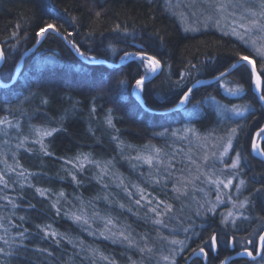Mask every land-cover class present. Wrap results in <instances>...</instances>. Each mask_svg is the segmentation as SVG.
<instances>
[{
  "label": "snow or ice",
  "instance_id": "obj_1",
  "mask_svg": "<svg viewBox=\"0 0 264 264\" xmlns=\"http://www.w3.org/2000/svg\"><path fill=\"white\" fill-rule=\"evenodd\" d=\"M41 7L47 9L49 15L56 11L54 6L50 5V0L48 4H42ZM189 7L194 9L191 13L186 11ZM162 10L175 16L181 22L182 30L186 33L199 31L198 27H194L190 23L192 17H196L199 13V16L203 18L202 23L205 28L211 24L221 30L224 37L235 38L241 50H234L230 57L232 63L229 67L217 71L211 80L228 96L240 99H243L244 85L247 84L254 91L255 99L264 107V0H189V4L183 5L178 0L177 2L163 0ZM63 11L68 13V9ZM90 11L96 20L103 21L105 11L96 9L95 0H93ZM56 19H63V17L57 14ZM70 20L73 26L72 30L51 20L42 23L34 33L35 43L31 48H25L23 51L20 47L21 41L29 35L24 32L23 37L17 38L23 31L25 22L23 20L15 25V30L9 36H5L3 41H0V99L11 101L14 98L16 100L15 105L9 102L6 106H0V112L4 113L0 115V133L8 136L10 131H15L17 134L15 149L11 150L12 164L8 163L7 158V152L11 149V141L4 140L3 150H0V163L4 165V168L0 169V202H3V208L11 206L12 209H16L18 207L9 189L14 192L19 187L22 194L25 187L33 188L36 195L49 200L50 209L57 216L61 214L68 216L69 219L84 227L85 231H89V235L99 234L106 240L125 246L134 255L138 253V259H133L132 256L128 257L129 264H177V258L180 256H184L186 264H190L192 258L207 264L209 253L213 252L219 256L221 248L231 250L236 257H247L253 264H264V215L253 216L250 211L257 199L264 198V182H257V186L249 190L247 181L242 178L245 174L246 157L243 152L235 148L234 144V141L242 133L251 135L247 131L249 123L247 117L255 109L250 102L225 105L210 94L195 100L196 88L191 86L189 81L192 80L193 70L199 72L200 68L197 64L192 63L191 59L185 62L178 74L169 70L171 90L162 99L164 103H171L173 109L186 112L188 119H191L194 114H199L202 105L214 106L219 125L222 127L213 129L207 137H200L197 130L191 126L171 132V136L176 140H186L191 137L203 149H207L206 141L208 139L214 141L211 151H204L199 161L189 154L181 156L182 149L172 148L170 151H165L154 145H144L137 155L125 156V152L134 151V147L120 140L119 129L116 128L113 119L114 109L108 108L104 115V123L107 128L117 133L111 137V140L116 143L120 158L135 161L131 165L133 168L137 164L146 165L149 169L146 181L154 188L159 187L162 192L170 191L172 193L170 200L173 202L160 199L159 196L147 192L144 187L137 184H126L122 178L116 177V174L111 172L115 158L102 162L96 160L92 153L85 152L77 153L70 159L58 158L63 161V171L66 173L60 179L70 178L77 187L82 184L79 176L89 167L98 170L93 177L98 183L111 174L118 180L117 188L123 190L130 199L131 205L137 209L134 212L132 206H127V211L143 220L145 224H150L155 234L152 231L137 233L128 224L118 227L117 222H114L111 217L100 216L98 212L89 216L85 212L82 200L79 206L73 205V207H77V211H72L70 208L65 209L64 203H67V197L63 190L53 193L51 189L38 187L31 183V180L36 176L46 174L25 169L18 158L19 151L34 153L38 147L44 157H52L53 153L48 150L45 143L46 138L63 130L60 127L51 126L54 121L47 118L46 121H41L38 124L29 123L25 131L21 120L17 118V114L21 117L26 115L21 106L31 97H39L40 108L49 103L47 93L34 92L31 89L34 84L39 83L43 75L55 70V66L60 63L56 58L55 51L47 49L40 51L39 58L30 70H25L21 63L27 53L38 51L36 46L43 39L50 34L58 37L72 57V62L66 65L67 70L78 75L82 84L90 86L96 92L90 109L93 115L97 111L94 101L98 98L103 99L113 86L121 100L133 96L136 98L138 109L151 112L152 109L143 99L146 80L153 74L164 70L158 51L156 54H152L151 45L148 48L144 47L146 40L151 41L152 45L158 41L159 48L165 46L166 37L161 35L160 30L157 29L145 35L143 34L144 25L138 26L130 22L131 18L121 19L117 16L111 27L105 29L113 35L114 39L105 43L104 49L113 61L110 67L113 71H119V77L113 79L111 76L103 74L97 77L95 68L105 65L107 61L95 54V29L86 31L83 37L78 39V30L82 27L81 18L71 15ZM100 36L103 38L104 33L101 32ZM17 55L19 59L16 58ZM129 61L137 62L138 69L142 68L143 74L137 71L136 77L130 79L128 74L122 71ZM208 61L214 62L215 57L206 56L202 64ZM5 63H8L12 69L10 75L2 71ZM231 71H238L244 83L227 80L226 77L230 75ZM172 75H176L174 81L171 80ZM205 83L207 81L199 79L194 81L197 87ZM25 90H28V95L21 99ZM189 104L192 105L190 110L187 109ZM39 115L44 114L38 108L34 115L29 116V120ZM241 120L244 123H240ZM155 135L166 136L167 132ZM256 137L264 139V127L259 128ZM202 140L205 143H201ZM252 152L264 158V150L256 142L255 137L252 138ZM178 156L181 157L179 160ZM216 165L222 167H216ZM140 175L144 177L143 172ZM107 188L108 185L103 184V189L107 190ZM232 189L235 191L233 192ZM193 192L199 193L200 198L197 199ZM212 192H214V199L211 195ZM245 192L248 194L244 195ZM96 199L99 200L101 197L98 196ZM102 199L109 204L116 203L107 193ZM175 201L182 202L179 209H176ZM183 201H187V203H183ZM225 201L231 207L226 213L221 214L222 219L219 225L213 228L208 235H204L205 226L203 224L197 231L193 218L202 219L209 214L214 216L218 207L224 205ZM28 207L34 208L35 206L29 204ZM118 207L124 210L126 205L119 203ZM141 210L143 211L142 216L140 215ZM14 215V212L12 216L0 215V264H5V261L15 257L21 251H27L24 241L25 237L30 236L31 233L27 228L15 224ZM24 219L25 217H20L21 221ZM96 219L104 221V230L99 233L89 230L90 221ZM13 225L15 226L13 227ZM36 227L43 233V238L52 239L57 244L65 239L61 234L52 230L50 224L37 225ZM13 231L15 232L14 236L10 235V232ZM194 240H199L196 247H192L189 243ZM68 243L71 244L73 241L68 239ZM80 246H83V241L80 242ZM36 251L52 256L48 249H36ZM91 251L94 255L97 254L95 250ZM185 253H187L186 256ZM98 255L107 264H116V261L109 256ZM257 257H259L258 262ZM92 264H96L95 259ZM218 264H233L232 256L225 255L223 258H219Z\"/></svg>",
  "mask_w": 264,
  "mask_h": 264
},
{
  "label": "trees",
  "instance_id": "obj_2",
  "mask_svg": "<svg viewBox=\"0 0 264 264\" xmlns=\"http://www.w3.org/2000/svg\"><path fill=\"white\" fill-rule=\"evenodd\" d=\"M49 0H0V41H3L5 36L15 30V25L18 22L23 23V31L20 32L18 39L24 36V32L29 35L21 41V50L30 48L34 43V33L39 25L49 20L63 24L65 28L72 30L71 15H76L81 18L82 27L78 30V36L83 37L86 31L95 29L96 43L95 54L107 62L113 63L109 54L105 52L104 44L114 37L110 32L105 31L110 28L115 17L121 19L131 18L130 22L139 25H144V33L149 34L155 30H160L161 35L166 37V44L163 48H159L158 41L152 45L151 41L146 40L144 47L148 48L151 45L152 54L159 53L162 58L164 70L157 73L154 77L146 81V89L143 93V99L152 110H167L173 108L171 103H164L162 97L171 90L169 70L177 73L184 67L188 59L192 63L197 64L200 71L193 70L191 85L195 80L200 78H211L216 75L217 71H222L229 67L232 63L230 59L234 50H241L239 43L233 37H224L221 32L208 27L197 32H184L175 16L163 12V0H95L96 9H103L105 16L103 21L96 20L90 11L93 0H50V5L54 6L55 12L51 15L47 14V9L42 8V4H48ZM64 9H68V13H64ZM57 14L63 19H56ZM104 36L101 38L100 33ZM14 42V41H13ZM87 46V45H86ZM122 46V45H121ZM54 50L59 64L55 66V70L43 75L38 84H34L32 91L39 93H47L49 103L47 106L40 108L39 97H31L28 102L24 103L22 111L26 114L17 118L21 120L24 130H27L29 123L38 124L41 121H46L51 118L54 123L53 127H60L61 131L55 133L52 137L46 138L48 150L53 153L52 157H44L39 152L38 147L34 153H26L20 150L18 158L25 169L31 172H43L46 175L36 176L31 180V183L38 187L51 189L53 193L63 190L66 193L67 203H64L65 209L77 211L80 201L84 202L85 212L91 216L92 213L98 212L100 216L111 217L117 226L124 224L131 225L135 232H146L154 230L150 224H145L143 220L127 211V206H132L133 211H137L134 205H131L130 199L125 195L121 188H117L118 180L111 174L101 182H97L93 177L97 174V169L94 167L87 168L79 179L82 184L77 187L73 184L70 178L61 180V176H65L63 171V161L60 157L72 158L77 153L85 152L92 153L93 157L99 161H106L115 158L114 167L111 172L116 174V177L122 178L126 184H137L144 187L149 193L159 196L160 199H165L168 202L172 193L162 192L159 187H153L146 181L149 175V169L146 165L137 164L135 168L131 165L135 161L121 159L120 153L117 150L116 143L111 140L113 135H116L113 130L108 129L104 123L105 111L108 108H113V119L116 128L119 129L120 140L125 144H131L134 151H126L125 156H135L144 145H154L163 148L165 151H170L172 148L177 150L182 149L178 141L171 143L169 133L173 130H178L186 126H191L197 131H207L218 119L214 106L202 105L201 112L194 114L191 119H188L187 113L184 111L172 110L165 113L144 112L138 109L136 98L129 96L127 99L121 100L115 87L113 86L109 92L104 95L103 99L94 101L97 111L95 115L91 114L90 109L93 104V97L96 92L85 84H82L78 75L69 72L66 65L72 62V57L64 47L63 43L54 34L48 35L42 40L37 47L36 52L27 53L25 59L21 62L25 70H30L31 66L39 58V52ZM130 50V49H129ZM206 56L215 57V61H205ZM19 59V56H16ZM118 61L119 58L117 57ZM3 72L11 74V67L5 63ZM91 71V69H89ZM122 71L126 72L130 79L136 77L137 71L143 74V69H138V64L135 61H129L125 64ZM101 74L111 76L113 79L119 77V71H113L110 65H103L95 68V75L99 77ZM176 75L171 76V80H175ZM227 80L238 81L244 83L240 78L238 71H231L226 77ZM90 83V82H89ZM245 92L242 93L243 99L228 96L215 83L203 84L195 87V100H199L204 96L212 95L225 105L243 104L250 102L255 109L251 115L247 117V133H242L241 136L234 141L235 148L244 153L246 157V168L243 178L247 181L250 188L256 187L257 182H264V161L258 159L251 152L252 138L260 127L264 126V107L255 99L254 91L244 85ZM28 95V90H25L21 95V99ZM9 102L13 105L16 100L11 101L0 99V106H6ZM44 115L36 116L29 120V116L34 115L36 110ZM192 105H187V109H191ZM4 113L0 112V115ZM244 123L243 120L239 121ZM167 132L166 136H158L156 133ZM16 132L10 131L8 136H2L0 141V150H3L4 140L11 141V149L7 152L8 163L12 164L11 150L15 149ZM178 145V146H177ZM261 149L264 150V139L261 141ZM234 153V152H233ZM3 163H0V169H3ZM144 173L141 177L140 173ZM15 179V177H13ZM103 184H107V190L103 189ZM13 199L16 200L18 207L12 209L11 206L3 208V202H0V215L12 216L15 224L21 225L22 228H27L31 233L25 237V245L27 251L19 252L15 257L5 261V264H92L95 259L96 264H107L101 260L98 254L109 256L116 261V264H129L128 257L138 259V253L133 254L128 251L125 246L119 243H113L111 240H106L99 234L92 236L89 231H85L79 223H75L68 216L63 214L57 216L50 209V202L47 199L41 198L35 194L33 188L25 187L21 194V189L16 188V191L9 189ZM110 194L115 204H109L103 200L105 194ZM101 199H96V197ZM79 197V199H77ZM89 202H91L89 204ZM119 203L126 205L124 210L118 207ZM182 203V202H181ZM181 203L175 201L176 209L181 207ZM34 205V208L28 205ZM253 216L264 215V198L257 199L254 206L250 209ZM143 215V211H140ZM20 217H25L23 221ZM197 226V231L200 230V225L205 226L204 235L210 234L213 228H216L219 223L216 216L208 215L202 219L193 218ZM52 226L65 239L59 244L52 239L43 238V233L37 229V225ZM7 226V225H6ZM15 225H13L14 227ZM90 231L99 233L104 230V221L96 219L90 221ZM10 235H15V232H10ZM107 235V232H105ZM203 238V237H201ZM71 239L73 243H68ZM83 241V246L80 242ZM192 247L199 244V240L190 241ZM36 249H48L52 256L37 252ZM97 253L94 255L93 251ZM190 251V249H189ZM185 256L187 253L184 254ZM225 255H234L231 250L221 248L219 256L216 253L210 252L207 264H218V259ZM233 264H250L249 258L233 257ZM177 264H186L184 256L177 258ZM190 264H203L202 261L192 258Z\"/></svg>",
  "mask_w": 264,
  "mask_h": 264
},
{
  "label": "rangeland",
  "instance_id": "obj_3",
  "mask_svg": "<svg viewBox=\"0 0 264 264\" xmlns=\"http://www.w3.org/2000/svg\"><path fill=\"white\" fill-rule=\"evenodd\" d=\"M174 2H177V0H174ZM179 3H181L182 5L183 4H189V0H178ZM183 10V9H182ZM194 9H192L191 7H189L186 11L188 13H191V11H193ZM202 17L199 16V13L197 14L196 17H192L190 23L192 24V26L194 27H198L199 30L205 28L203 26V23H202ZM178 20V19H177ZM179 21V20H178ZM197 21H201L200 23H198ZM180 25H181V22L179 21ZM182 27V25H181ZM209 27L219 31L222 33L221 30H218L215 26H212L211 24L209 25ZM208 28V27H207ZM159 73V72H158ZM217 127H222L221 125H219V122H218V119L217 121L207 130V131H197L198 134L200 135V137H207L208 136V133L212 132L213 129L217 128ZM264 127V126H263ZM180 130V129H178ZM257 133V132H256ZM256 133L254 134V137L256 138V142L258 143V140L260 137H256ZM2 136L3 133H0V141L2 140ZM169 140L171 141V143H173L174 141H178L180 145V147L182 148L183 152L181 153V156H183L184 154H189L191 155L194 159H197L199 161V159L201 158L202 154L204 151H211V146L212 144L214 143V141L212 139H208L206 141L208 147L207 149H203L200 147V144H198L194 139H192L191 137L189 139H186V140H176L174 137L171 136V133H169ZM174 140V141H172ZM201 143H205V141H201ZM261 144V143H260ZM149 145V144H147ZM178 146V145H177ZM252 146V145H251ZM261 147V146H260ZM251 152H252V147H251ZM253 153V152H252ZM233 155L235 153H232ZM254 156L258 157V159L260 158L259 156H257L255 153H253ZM181 157L178 156L177 159L179 160ZM261 159V158H260ZM264 161V160H263ZM230 162V161H229ZM182 166V165H181ZM216 167H222L221 165H216ZM243 178V177H242ZM249 186V185H248ZM170 187V186H169ZM250 188V187H249ZM207 190V189H206ZM225 191H228V190H225ZM232 191L234 192L235 189H232ZM248 193L245 192L244 195H247ZM193 195L196 196L197 199L200 198V194L199 193H195L193 192ZM213 199H214V192L211 193ZM180 202V201H178ZM181 203V202H180ZM183 203H187V201H183ZM231 205L230 204H227V202L225 201V204L224 205H221L218 207V210L216 211L215 215L217 217V221L218 223L220 222V220L222 219V213H226L228 208H230ZM209 215H212V214H209ZM213 216V215H212ZM259 261V257H257V262ZM250 264H253V262H251Z\"/></svg>",
  "mask_w": 264,
  "mask_h": 264
},
{
  "label": "water",
  "instance_id": "obj_4",
  "mask_svg": "<svg viewBox=\"0 0 264 264\" xmlns=\"http://www.w3.org/2000/svg\"><path fill=\"white\" fill-rule=\"evenodd\" d=\"M41 44V43H40ZM39 44V45H40ZM39 45H37L36 46V48L39 46ZM32 47V46H31ZM30 47V48H31ZM22 62V61H21ZM112 63H110V62H107L106 63V65H111ZM158 73V72H157ZM157 73H155V74H153L152 76H150L149 78H148V80L149 79H151L152 77H154ZM199 80H203V81H207V83H205V84H209V83H213V81L211 80V78H200ZM147 81V80H146ZM191 86H193L194 88L195 87H197V86H195V84H194V82L191 84ZM172 110H175V109H173V108H170V109H167V110H152L151 112H155V113H165V112H169V111H172ZM263 139L262 138H259V140H258V144L260 145V143H261V141H262ZM262 160H264V158H262V157H260ZM232 256V258L233 257H236L235 255H231Z\"/></svg>",
  "mask_w": 264,
  "mask_h": 264
},
{
  "label": "bare ground",
  "instance_id": "obj_5",
  "mask_svg": "<svg viewBox=\"0 0 264 264\" xmlns=\"http://www.w3.org/2000/svg\"><path fill=\"white\" fill-rule=\"evenodd\" d=\"M251 188H249V190H250Z\"/></svg>",
  "mask_w": 264,
  "mask_h": 264
}]
</instances>
